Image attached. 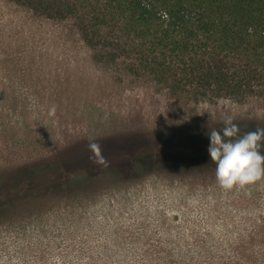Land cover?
Returning a JSON list of instances; mask_svg holds the SVG:
<instances>
[{"label":"rangeland","instance_id":"1","mask_svg":"<svg viewBox=\"0 0 264 264\" xmlns=\"http://www.w3.org/2000/svg\"><path fill=\"white\" fill-rule=\"evenodd\" d=\"M67 38L52 39L40 73L8 83L18 104L0 102V264L264 261V181L222 190L208 152L227 118L241 135L264 128V96L196 101L119 81Z\"/></svg>","mask_w":264,"mask_h":264},{"label":"trees","instance_id":"2","mask_svg":"<svg viewBox=\"0 0 264 264\" xmlns=\"http://www.w3.org/2000/svg\"><path fill=\"white\" fill-rule=\"evenodd\" d=\"M37 21L68 33L39 29ZM69 33L119 81L141 79L196 101L264 96V0H0L4 106L20 102L8 83L40 73L52 39L66 45Z\"/></svg>","mask_w":264,"mask_h":264},{"label":"clouds","instance_id":"3","mask_svg":"<svg viewBox=\"0 0 264 264\" xmlns=\"http://www.w3.org/2000/svg\"><path fill=\"white\" fill-rule=\"evenodd\" d=\"M55 114L56 108L50 110ZM221 130H211L208 148L211 161L216 165L215 179L218 186L226 191L245 190L264 181V154L261 145L264 143V128H257L240 134L238 124L232 118L223 121ZM89 150L94 162L106 165L101 145L89 143Z\"/></svg>","mask_w":264,"mask_h":264}]
</instances>
